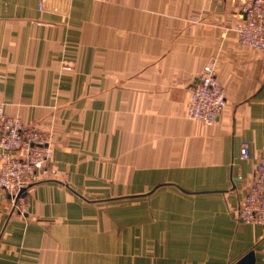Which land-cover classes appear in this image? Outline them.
I'll return each instance as SVG.
<instances>
[{
  "label": "crops",
  "instance_id": "0c3cea01",
  "mask_svg": "<svg viewBox=\"0 0 264 264\" xmlns=\"http://www.w3.org/2000/svg\"><path fill=\"white\" fill-rule=\"evenodd\" d=\"M0 0V99L49 137L56 173L0 191V264H264L238 207L264 159V53L232 0ZM217 60L227 104L190 119ZM251 158H241V143Z\"/></svg>",
  "mask_w": 264,
  "mask_h": 264
},
{
  "label": "built area",
  "instance_id": "2783aa9c",
  "mask_svg": "<svg viewBox=\"0 0 264 264\" xmlns=\"http://www.w3.org/2000/svg\"><path fill=\"white\" fill-rule=\"evenodd\" d=\"M232 1L241 17L235 26L240 45L264 53V0ZM70 3L71 0H41L39 9L64 14L69 12ZM226 104L227 88L218 79L217 60L213 59L204 66L191 89L187 115L205 125H213L222 116ZM241 158H251V145L247 140L241 143ZM56 172L54 149L48 135L41 128L24 125L19 118L10 115L6 103L0 99V191L10 195L15 208L25 211L21 192L43 174ZM237 217L244 223L264 225V159L257 163Z\"/></svg>",
  "mask_w": 264,
  "mask_h": 264
},
{
  "label": "water",
  "instance_id": "95a60500",
  "mask_svg": "<svg viewBox=\"0 0 264 264\" xmlns=\"http://www.w3.org/2000/svg\"><path fill=\"white\" fill-rule=\"evenodd\" d=\"M33 185L34 184H31L27 189L31 188ZM27 189H24L21 192V194H24ZM19 196H17L16 200L18 199ZM252 263H254V253L250 252L247 255H245L242 259H240L236 264H252Z\"/></svg>",
  "mask_w": 264,
  "mask_h": 264
}]
</instances>
